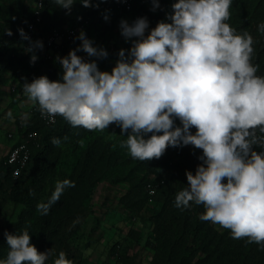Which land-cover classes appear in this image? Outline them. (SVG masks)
<instances>
[{"label":"clouds","instance_id":"1","mask_svg":"<svg viewBox=\"0 0 264 264\" xmlns=\"http://www.w3.org/2000/svg\"><path fill=\"white\" fill-rule=\"evenodd\" d=\"M75 2L55 0L69 12ZM80 3L92 6L91 0ZM231 4L177 0L168 16L171 23L159 22L147 36L146 18L132 25L122 20V36L138 39L127 57L119 51L111 73L77 55L81 50L89 57L108 55L81 32L80 47L57 58L62 80L40 76L25 82L22 91L50 122L59 116L88 131L116 124L122 136L131 130L121 147L139 161L159 159L169 146L202 150V163L195 174L186 172L187 187L176 194L175 206L203 205L202 221L230 229L233 239L264 245V151L255 150L264 147V76L257 75L259 66L252 63V36L237 34L226 23ZM153 5L159 7L158 0ZM258 30L264 32V24ZM19 33L30 40L23 29ZM34 47L43 44L36 41L27 51ZM36 59L32 55L31 61ZM51 142L59 146L61 140L53 137ZM70 187L75 184L68 179L57 181L48 202L37 210L47 214ZM4 235L9 251L0 264H46L53 254L52 249L38 251L27 229ZM53 264L73 262L61 251Z\"/></svg>","mask_w":264,"mask_h":264},{"label":"trees","instance_id":"2","mask_svg":"<svg viewBox=\"0 0 264 264\" xmlns=\"http://www.w3.org/2000/svg\"><path fill=\"white\" fill-rule=\"evenodd\" d=\"M175 2L158 0L159 7L154 9L153 0H132L131 9L125 10L120 7V0H91L92 6L87 8L76 0L69 12L58 7L55 0H44L34 39L26 43L19 29L25 31L33 19L35 0H0V84L5 82L9 71L27 63V56L16 53L3 58L5 50L13 44L42 42V48L34 47L38 52L34 65L42 66L44 76L57 81L61 67L57 58L66 57L70 50L80 47L81 32L91 41L95 31L103 35L112 32L120 16L129 13L130 25L138 18L147 19V36L159 22L171 23L168 16ZM229 11L230 19L226 23L237 34L247 32L252 36V63L259 66L257 75L264 76V32L258 30L264 24V0H232ZM84 21H88L87 26L75 41L66 37L58 57H46L47 43L53 33ZM7 30L12 32L11 36L6 34ZM135 39L138 38L106 48V58L89 57L82 50L77 55L95 61L100 71L111 73L119 51L125 50L127 57ZM35 78L31 74L29 83ZM34 108L30 118L20 120V135L12 143L28 140L31 154L28 163L14 177V166L7 163V157L0 161V211L10 200L19 205L16 215L0 227V260L9 251L4 233L19 234L27 229L38 251L52 249L46 264H53L61 251L73 264H83L85 250L77 239L83 233L92 236L108 213L124 209L152 223L146 240L153 252L149 264H264V245L248 243L246 238L233 239L230 229L202 221L203 205L190 202L186 209L175 206L176 194L187 187L186 172L195 174L202 163L199 159L202 150L192 145L169 146L161 158L139 161L107 131L73 128L59 116L54 123H47L38 105ZM175 125L181 126L178 119ZM191 131L194 134L196 130ZM53 137L61 140L59 146L52 144ZM255 150L261 152L264 147L258 145ZM65 179L74 182L75 187L66 188L47 214H42L37 205L47 203L56 182ZM148 182L158 184L155 194L146 189ZM113 188L119 191L113 193L110 191ZM130 233L139 236L137 231ZM120 257L121 264H132L131 256Z\"/></svg>","mask_w":264,"mask_h":264},{"label":"rangeland","instance_id":"3","mask_svg":"<svg viewBox=\"0 0 264 264\" xmlns=\"http://www.w3.org/2000/svg\"><path fill=\"white\" fill-rule=\"evenodd\" d=\"M127 21L130 25V14L123 13L116 27L110 33L105 35L95 31L92 37V44L97 49H106L112 47L115 43L120 45L127 43L126 39L121 34L120 23ZM31 44H13L5 50L3 58H6L10 53L27 56V63L9 71L6 75V80L0 84V161L6 156L10 155L12 143L18 139L20 120H27L33 114L32 109L35 104L28 100L27 96L23 93V85L29 82L28 77L34 74L36 78L44 76L45 70L42 66H35L31 61L32 55L37 57L38 52L33 48L32 52L27 49L32 46ZM51 54L58 57L56 50H52ZM82 57V56H80ZM88 61L85 57H82ZM29 66V67H28ZM63 69L60 67L57 81L62 80ZM15 90V92H14ZM105 131L113 138L117 144L126 141L127 135L124 133L122 136L121 128L116 124H111ZM15 135L10 137L9 133ZM123 149L128 152L126 147ZM100 189L97 190L95 198L98 197ZM111 192L117 193L118 188H113ZM19 205L13 201H8L5 207L0 211V227L4 222L14 217L18 211ZM152 223L145 222L139 215L128 212L124 209L108 213L100 222V225L92 236L82 234L77 239L81 247L84 248V262L83 264H115L123 261L122 255L132 257V264H149L152 256V249L146 245V240L150 236ZM1 230V228H0ZM130 230L137 231L139 236L131 234ZM128 264V263H127Z\"/></svg>","mask_w":264,"mask_h":264},{"label":"built area","instance_id":"4","mask_svg":"<svg viewBox=\"0 0 264 264\" xmlns=\"http://www.w3.org/2000/svg\"><path fill=\"white\" fill-rule=\"evenodd\" d=\"M43 4H44V0H35L34 17L27 25V29L24 31L25 34L30 38V40H25L26 43L34 39L36 24L42 18ZM131 4H132V0H120V7L124 8L125 10H130ZM87 23L88 21H84L76 26L67 27L63 31H56L55 33H53L50 36L49 41L47 43L48 48L46 50H48L49 53H46L47 54L46 57H55L54 54H51L52 50L53 51L56 50L57 53L60 54L61 46L65 41L66 37L71 38V41H75L76 38L78 37V34L86 28ZM42 118L45 119L47 123H52L49 121L47 117L42 116ZM9 135L10 137H13L15 133L13 134L12 132H10ZM30 155L31 154H30L28 140L23 139L19 143L12 145L10 149V155L8 156L7 159V163L14 166L13 168L14 177H17L21 172V169L25 167V165L28 163ZM157 187L158 184H154L152 182H148L146 184V189L151 195L156 193ZM115 264H121V263H115Z\"/></svg>","mask_w":264,"mask_h":264}]
</instances>
